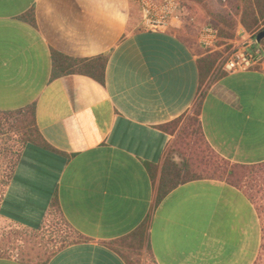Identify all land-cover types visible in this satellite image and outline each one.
Here are the masks:
<instances>
[{
  "label": "crops",
  "instance_id": "0c3cea01",
  "mask_svg": "<svg viewBox=\"0 0 264 264\" xmlns=\"http://www.w3.org/2000/svg\"><path fill=\"white\" fill-rule=\"evenodd\" d=\"M178 27L145 28L136 0H0V113L32 106L52 146L23 145L0 218L39 228L56 197L85 238L45 264H127L114 241L144 222L156 264H254L262 225L244 190L198 179L159 199V184L198 104L213 150L233 163L264 162V61L217 67L201 85V55ZM53 53L106 55L104 81L55 76Z\"/></svg>",
  "mask_w": 264,
  "mask_h": 264
},
{
  "label": "trees",
  "instance_id": "16d2710c",
  "mask_svg": "<svg viewBox=\"0 0 264 264\" xmlns=\"http://www.w3.org/2000/svg\"><path fill=\"white\" fill-rule=\"evenodd\" d=\"M240 2L241 4H239L237 7L238 10L241 11L239 21L244 25L249 33H254L253 36L256 38L257 34L264 29V27H262L264 25V0H240ZM224 13L225 12L219 11L217 12V14H215V17H217V19L222 22L227 28L231 30L234 29L237 25V20L233 17H228L229 14ZM221 35L226 38H232V34L228 31V29L224 27L221 29ZM259 43L264 46V38H262ZM189 44L193 47L191 42H189ZM195 51H197L198 54L201 55L199 57L201 85L206 84L211 77V73L217 64L220 54L201 48ZM107 60L108 57L106 55H100L90 59H76L64 56L62 54L53 53L54 75L62 76L73 73L85 74L96 78L100 82H103ZM199 106L200 105L198 104L196 107L197 116L199 115ZM23 112L26 115V120H24V123L21 126V129H23L20 138L22 144L24 145L27 142H32L33 144L43 148H52V146L48 142H46V140L41 136L39 130L35 127L33 119V107L29 106L24 110L18 111V113ZM196 122L198 126V132L204 141H201V143L198 142L197 144H194L192 146H187L186 152L177 150L176 146L170 149L160 179L159 199L167 195L178 185L188 181L198 179L223 180L231 184L232 186H235L246 192L248 198L254 204L260 218V211L258 210V207H256L251 195L245 190V187H247L249 179L254 178L256 169L264 162L258 164H242L229 161L228 159L217 153L215 150H213V148L204 138L198 117L196 118ZM4 150V158L0 163V198L3 197L5 190L4 188L8 186L20 156V152L18 151L11 152L9 149ZM176 151L180 152V162H177L175 160L174 154L176 153ZM53 207H56L59 210L56 197L52 200L50 209ZM79 235L80 239L78 241H82L83 239H85L81 234ZM125 239H130L129 245H131V248H134L135 251L145 249L146 253L153 258L151 246L148 241V226L146 222L141 224L130 234L118 240H115L114 243L118 242L119 240ZM263 239L264 238L262 234L261 247L254 264H264ZM117 251L124 258L127 264H138V261L131 259L129 256L123 254L118 249ZM0 256L6 255L0 252ZM50 257H48L43 262V264H45Z\"/></svg>",
  "mask_w": 264,
  "mask_h": 264
},
{
  "label": "rangeland",
  "instance_id": "374dc122",
  "mask_svg": "<svg viewBox=\"0 0 264 264\" xmlns=\"http://www.w3.org/2000/svg\"><path fill=\"white\" fill-rule=\"evenodd\" d=\"M182 4L183 15L177 31L186 41L191 42L193 48L196 50L200 48L210 50L211 48L200 46L197 38L204 26L212 25L216 28L217 39L211 52H217L220 55L215 68L219 66L220 61L227 52L245 43H251L255 39L254 33H249L239 21L241 11L237 7L241 4L240 0H182ZM219 11L225 12L224 14H229L228 17L237 20L234 29L227 28L215 17V14ZM223 27L228 29L232 34V38L221 35ZM258 44L262 48L264 47L262 44ZM220 46L221 48H218ZM197 117L195 109L184 125L181 134L183 148L180 151L182 152H186L187 146L204 141L197 129ZM24 120H26L25 113H0V161L3 159V153L5 152L3 149L20 152L23 148L20 138L23 130L21 126ZM245 190L251 195L260 211L264 238V163L256 169L254 178L249 179ZM79 239L80 235L67 223L56 207L49 210L46 219L39 228L13 225L0 218V252L6 256L17 257L26 264H43L48 257L59 249ZM129 244L130 239L116 242L117 249L131 259L138 261V264H156L144 249L135 251Z\"/></svg>",
  "mask_w": 264,
  "mask_h": 264
},
{
  "label": "built area",
  "instance_id": "2783aa9c",
  "mask_svg": "<svg viewBox=\"0 0 264 264\" xmlns=\"http://www.w3.org/2000/svg\"><path fill=\"white\" fill-rule=\"evenodd\" d=\"M145 28L167 30L180 24L183 15L182 0H136ZM217 39V30L212 25L204 26L198 35V43L204 48H213ZM264 61V50L256 38L227 52L219 63L223 73H233L254 69Z\"/></svg>",
  "mask_w": 264,
  "mask_h": 264
},
{
  "label": "water",
  "instance_id": "95a60500",
  "mask_svg": "<svg viewBox=\"0 0 264 264\" xmlns=\"http://www.w3.org/2000/svg\"><path fill=\"white\" fill-rule=\"evenodd\" d=\"M262 38H264V29L257 34L256 36L257 42L259 43Z\"/></svg>",
  "mask_w": 264,
  "mask_h": 264
}]
</instances>
